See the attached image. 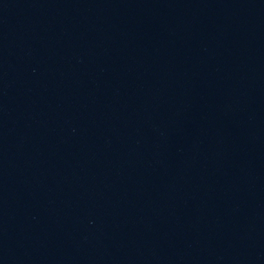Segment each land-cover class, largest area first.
<instances>
[{
  "label": "water",
  "instance_id": "1",
  "mask_svg": "<svg viewBox=\"0 0 264 264\" xmlns=\"http://www.w3.org/2000/svg\"><path fill=\"white\" fill-rule=\"evenodd\" d=\"M0 264H264V0H0Z\"/></svg>",
  "mask_w": 264,
  "mask_h": 264
}]
</instances>
